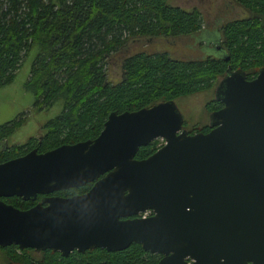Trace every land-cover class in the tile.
Returning a JSON list of instances; mask_svg holds the SVG:
<instances>
[{"label": "water", "instance_id": "1", "mask_svg": "<svg viewBox=\"0 0 264 264\" xmlns=\"http://www.w3.org/2000/svg\"><path fill=\"white\" fill-rule=\"evenodd\" d=\"M213 99L222 106L209 112L207 132L187 133L174 100L157 101L110 111L92 139L43 152L32 148L0 162V197L33 200L37 193L95 180L86 193L47 197L44 206L19 209L0 200V246L65 253L120 250L136 242L150 252L170 251L160 264H189L185 256L206 264L205 252H177L192 223L206 235L199 239L221 238L230 250L241 228L254 224L253 259L264 264V66L251 79L227 67ZM158 137L164 140L159 148L133 158ZM145 209L152 215L120 219ZM227 253L213 252L211 263L227 264Z\"/></svg>", "mask_w": 264, "mask_h": 264}, {"label": "trees", "instance_id": "2", "mask_svg": "<svg viewBox=\"0 0 264 264\" xmlns=\"http://www.w3.org/2000/svg\"><path fill=\"white\" fill-rule=\"evenodd\" d=\"M233 1L249 15L221 26L220 56L181 60L162 51L128 53L126 46L141 38L200 33L204 26L197 8L173 6L168 0H0V87L13 79L34 49L25 82L34 95L33 105L43 109L57 99L63 102L39 140L29 137L21 145L6 146L25 113L0 124V162L32 148L42 152L94 138L110 111H132L208 90L227 67L253 78L264 66V0ZM112 56L118 60L117 80H110L106 69ZM216 105L208 100L204 108ZM154 148L149 144L138 153L149 154ZM6 200L19 209L30 204L15 196ZM141 252L139 245L130 244L108 254V263L138 264Z\"/></svg>", "mask_w": 264, "mask_h": 264}, {"label": "rangeland", "instance_id": "3", "mask_svg": "<svg viewBox=\"0 0 264 264\" xmlns=\"http://www.w3.org/2000/svg\"><path fill=\"white\" fill-rule=\"evenodd\" d=\"M168 2L184 9L197 8L201 13L203 30L207 31L203 35L197 33L173 38L153 37L133 40L127 43L126 52L154 53L162 51L181 60L202 59L205 56L217 58L220 56L219 49L221 48L217 50L212 44L219 46L222 36L221 26L228 20L245 18L249 15L247 10L233 0H168ZM34 53V49L30 50L20 67L15 71L13 79L0 87V124L13 119L18 114L25 113V121L7 137V146L21 145L29 137L35 140L39 136L42 137L47 131L45 123L62 110V99L55 100L50 106L43 109H37L33 105L34 95L25 87V82ZM112 57L107 59L106 69L110 74L109 79L117 80L120 76L118 60L115 59L116 57ZM212 89L213 87L175 99L176 106L187 127L190 128L207 121V113L203 106L213 97Z\"/></svg>", "mask_w": 264, "mask_h": 264}, {"label": "flooded vegetation", "instance_id": "4", "mask_svg": "<svg viewBox=\"0 0 264 264\" xmlns=\"http://www.w3.org/2000/svg\"><path fill=\"white\" fill-rule=\"evenodd\" d=\"M206 31L207 30H202V32H200V33H202V35H203ZM212 46L214 48H217V46H215V44H212ZM210 100H214L213 97ZM174 102H175V100H174ZM215 102L217 103L215 108H212L209 111H206L204 108L205 112L207 113L206 114L207 115V121L204 123H200L198 125L191 126V127H203V130L190 131L189 127H187L185 125L184 120H183L182 125H181L182 128L185 129L187 131V133H195V132H199V131L200 132H207L211 128L209 125V120H208L209 112L216 110L222 106L219 102H217V101H215ZM39 139H41V136H39V138L37 140H39ZM90 139H92V138H90ZM5 143H4V145H5ZM163 143H164V140L162 138L158 137V138L151 140L150 142H148L144 146H147L149 144H154L155 148L152 151V152H154ZM6 146H7V143H6ZM144 146L138 147V149L136 150V152L133 155V158L142 159V158H145L152 153V152H150L149 154H145V155L143 153V155L140 156L141 152H140V154L138 152ZM104 174L105 173L99 175L98 178L103 176ZM94 181L95 180L86 182L85 184L77 186V187L58 189V190L48 192L45 194L37 193L33 200H26L30 203L28 205V207H31L37 203H40L43 206L46 205L47 203L42 202V199H45L47 197H63V198H65V197H71V196L84 194L91 188ZM192 184L195 188L199 187V183H197V181H193ZM198 190H200V188H198ZM194 195H196V194H194ZM6 198H9V197H0V200L7 203V204H10L6 200ZM17 198H19V197H17ZM22 201H24V200H22ZM190 206L193 208H196V207L202 208L203 206H205V204H203V203H199V204L191 203ZM150 215H152V210L145 209L143 211L137 212L136 214L128 215L125 217H120V219L145 218V217H148ZM241 226L243 227L244 224H242ZM250 226H254V224H247V227L244 230H243V228H241L242 232L239 233V235H238L239 237L237 236L238 239H237L234 247L233 248L231 247V250H230V247L225 245V243L222 242L223 240L221 238L211 237L209 239H206L205 241H203L202 239H199V238L206 236V235L203 233H202V235H198V233L203 231V230L198 228L196 224L192 223L190 226V232H191V233H189L190 236L181 237L183 239L184 243L179 248L180 251H177V252H205L206 264H212L211 262H212L213 252H228L227 253V264H259V263H256V261L253 259V257L255 256V252H257L254 240H255V238H257V236L259 234L256 233L254 230H253V232H251L252 228ZM199 227H200V225H199ZM254 228H255V226H254ZM225 234L228 235V233H225ZM252 240H253V242H252ZM203 242H205V243H203ZM130 244H137L140 246L141 250H143V252H141V258L139 260L137 259V261L140 262L138 264H160L164 259H166L170 255V251L167 254L159 253V252H150L148 250H144L139 243L131 242ZM125 248H123V249H125ZM102 250L104 252H100ZM120 250H122V249H120ZM115 251H119V250L109 251V250H106V249L100 248V247H92V248H86L83 251H79L76 248H73L70 251L63 253V252H60L57 250H50V249H40V250H35L33 248L19 249L16 245L10 244V245H6V246H0V262H1L0 264H84V263L85 264L86 263H88V264L95 263L96 264V262H97V264L98 263L105 264V263L110 262L108 259V254L115 253ZM162 252H164V251H162ZM149 259H151V262L147 263ZM183 259L186 263H189V264H192V263L196 264L197 262L202 261L201 257H197V259H196L195 257L185 256ZM219 260L224 261L223 258H220ZM230 261H231V263H229ZM108 264H110V263H108ZM172 264H174V263H172Z\"/></svg>", "mask_w": 264, "mask_h": 264}]
</instances>
